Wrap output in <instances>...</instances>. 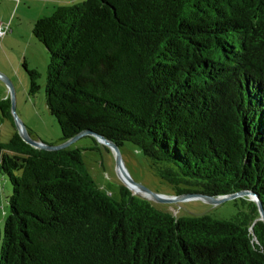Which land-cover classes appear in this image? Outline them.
I'll list each match as a JSON object with an SVG mask.
<instances>
[{
	"label": "trees",
	"instance_id": "obj_1",
	"mask_svg": "<svg viewBox=\"0 0 264 264\" xmlns=\"http://www.w3.org/2000/svg\"><path fill=\"white\" fill-rule=\"evenodd\" d=\"M33 35L62 141L131 143L173 196L249 191L264 207V0H85ZM24 68L35 94L40 75ZM0 172L12 186L0 264H264L247 196L228 219L178 217L123 185L117 200L80 150L36 149L18 131Z\"/></svg>",
	"mask_w": 264,
	"mask_h": 264
},
{
	"label": "rangeland",
	"instance_id": "obj_2",
	"mask_svg": "<svg viewBox=\"0 0 264 264\" xmlns=\"http://www.w3.org/2000/svg\"><path fill=\"white\" fill-rule=\"evenodd\" d=\"M85 0H0V22L17 28L13 49L5 50L0 56V73L13 84L15 105H13L6 83L0 79V104L5 107L6 114L0 111V143L7 144L17 132V118L27 128L34 140L48 145L62 144V132L56 119L50 114L45 96L47 68L50 56L46 47L33 35V26L37 20L53 14L59 6L74 5ZM4 18H6L4 20ZM6 35V36H7ZM28 70H36L40 77V89L30 93V78L23 66V56L26 54ZM15 106V112L13 110ZM17 117V118H16ZM70 150H80L83 161L97 185L115 199L120 200V187L123 185L117 172L114 152L92 137H82L74 142ZM124 167L130 178L137 184L146 187L154 193L173 196L175 191L171 185L161 180L151 169L150 161L131 143H125L120 148ZM12 186L6 176L0 172V253L5 223L9 214V199ZM158 209L166 210L178 217L211 215L217 219H228L240 210L243 203L229 200L218 205L205 203L201 200L180 201L172 204H156Z\"/></svg>",
	"mask_w": 264,
	"mask_h": 264
},
{
	"label": "water",
	"instance_id": "obj_3",
	"mask_svg": "<svg viewBox=\"0 0 264 264\" xmlns=\"http://www.w3.org/2000/svg\"><path fill=\"white\" fill-rule=\"evenodd\" d=\"M0 79L6 83L8 89H9V92H10V96L12 98L13 105H15V91H14L13 84L2 73H0ZM13 110L15 112V106H13ZM17 120L18 121L16 123V127H17L18 133H19L20 137L22 138V140L25 143L29 144L30 146H32L36 149H40V150H46V151L64 150V149L69 148L74 142H76L77 140H79L82 137L91 136V137L95 138L98 142L102 143L104 146H106L107 148L111 149L114 152L115 158H116L118 175H119L120 179L122 180L123 184L132 192L133 195L140 196L142 198H145L146 200H149V201L155 202V203H159V204H172V203H178L180 201L201 200V201H204L205 203L212 204V205H218V204L224 203V202L229 201V200H234V199L239 198V197L247 196L257 204L259 212H260V219L259 220L264 222L263 204L258 199L257 195L252 193V192L241 191L238 193L220 196V197H213V196H209V195L202 194V193H186V194L179 195V196L169 197L166 195L154 193L151 190L147 189L146 187L135 183L130 178V176L128 175V173L124 167V164H123V161L121 158V154H120V148L118 147L117 144L106 139L105 137L100 136L98 134H95L91 131H85V132L75 136L74 138L63 142L60 145L52 146V145H48L42 141L34 140L30 136L27 128L23 125V123H21L18 118H17ZM133 189H137V192L136 193L133 192Z\"/></svg>",
	"mask_w": 264,
	"mask_h": 264
},
{
	"label": "crops",
	"instance_id": "obj_4",
	"mask_svg": "<svg viewBox=\"0 0 264 264\" xmlns=\"http://www.w3.org/2000/svg\"><path fill=\"white\" fill-rule=\"evenodd\" d=\"M6 18H4V20H5ZM0 23H3V22H0ZM16 32H17V28L16 29H12V35H7L6 37H4L3 39H0V56H1V54L2 53H6L5 52V50H10V49H13V41H16L15 40V37H16ZM26 48V47H25ZM26 50V54H25V56H23V60H24V62H23V66H24V64H26V66L28 67V65H27V63H26V61L25 60H27V58H28V54H27V52L29 51V48H26L25 49Z\"/></svg>",
	"mask_w": 264,
	"mask_h": 264
},
{
	"label": "built area",
	"instance_id": "obj_5",
	"mask_svg": "<svg viewBox=\"0 0 264 264\" xmlns=\"http://www.w3.org/2000/svg\"><path fill=\"white\" fill-rule=\"evenodd\" d=\"M11 31L9 23L8 24H4V23H0V39H3L4 37H6V35Z\"/></svg>",
	"mask_w": 264,
	"mask_h": 264
},
{
	"label": "bare ground",
	"instance_id": "obj_6",
	"mask_svg": "<svg viewBox=\"0 0 264 264\" xmlns=\"http://www.w3.org/2000/svg\"><path fill=\"white\" fill-rule=\"evenodd\" d=\"M133 192H135V193H136V192H137V189H133Z\"/></svg>",
	"mask_w": 264,
	"mask_h": 264
}]
</instances>
